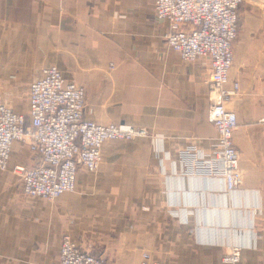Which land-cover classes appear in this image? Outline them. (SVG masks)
<instances>
[{
	"label": "crops",
	"instance_id": "obj_1",
	"mask_svg": "<svg viewBox=\"0 0 264 264\" xmlns=\"http://www.w3.org/2000/svg\"><path fill=\"white\" fill-rule=\"evenodd\" d=\"M258 1L244 0L239 15ZM251 21L230 72L242 180L227 192L223 179L180 174L178 150L196 144L209 156L216 143L209 62L187 63L167 46L152 0H0V91L14 112L28 115L30 85L56 66L85 88L87 119L152 134L106 143L100 169L81 170L76 191L55 202L23 195L12 170L39 158L14 142L0 175V264H60L64 236L109 264L144 253L161 264H229L236 246L239 264H264V20Z\"/></svg>",
	"mask_w": 264,
	"mask_h": 264
},
{
	"label": "built area",
	"instance_id": "obj_2",
	"mask_svg": "<svg viewBox=\"0 0 264 264\" xmlns=\"http://www.w3.org/2000/svg\"><path fill=\"white\" fill-rule=\"evenodd\" d=\"M243 1L152 0L155 19L168 24L167 46L187 63L209 62L207 115L217 132L216 143L209 156L196 144L178 150L180 174L223 179L227 192L235 191L242 180L240 155L233 142L238 119L227 103L240 91L238 83L231 84L230 72ZM28 103V115L16 113L0 91V175L8 170L13 143H27L39 162L31 168L16 167L14 173L29 198L55 202L74 193L81 170H99L106 143L148 137L145 130L87 119L85 88L67 81L56 66L44 68L42 78L30 85ZM241 251L231 247L225 262L239 264ZM59 260L60 264H109L83 252L68 236L62 239ZM134 264L161 263L144 253Z\"/></svg>",
	"mask_w": 264,
	"mask_h": 264
},
{
	"label": "rangeland",
	"instance_id": "obj_3",
	"mask_svg": "<svg viewBox=\"0 0 264 264\" xmlns=\"http://www.w3.org/2000/svg\"><path fill=\"white\" fill-rule=\"evenodd\" d=\"M263 1L264 0H262V2H261V0H260L256 4H255V2H253L251 4V6L249 4L245 5V7H243L244 5L242 6L244 8V12L243 11H240V15H239V20H240V23H239V33H238L237 40L239 39L240 35L243 33L244 29L247 28V27H249L250 25H252V23H253L251 21L252 19L259 20V21L264 20V2ZM235 44H236V42H235ZM209 92H210V89H209ZM116 125H126V124H116ZM127 126H131V125H127ZM131 127H133V126H131ZM135 129H137V128H135ZM139 130H145L148 133V137H152V134L147 129H139ZM148 137H146V138H148ZM113 142H116V141H113ZM124 142H130V141H124ZM102 163H103V161H102ZM12 171L14 173V169Z\"/></svg>",
	"mask_w": 264,
	"mask_h": 264
}]
</instances>
